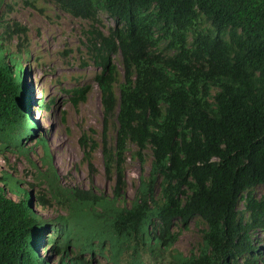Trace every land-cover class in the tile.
Instances as JSON below:
<instances>
[{"label": "trees", "instance_id": "trees-1", "mask_svg": "<svg viewBox=\"0 0 264 264\" xmlns=\"http://www.w3.org/2000/svg\"><path fill=\"white\" fill-rule=\"evenodd\" d=\"M48 1L74 18L96 23L104 12L114 20L106 34L90 33L103 121L116 127L114 148L104 133L101 150L116 185L111 198L62 187L38 136L49 167L38 175L49 196L32 202L22 182L0 176V264H50L42 252L59 256L57 264H257L254 242L264 234V193L254 192L264 188V0ZM3 28L0 153L24 154L35 122L23 94V51L18 43L10 51L4 40L26 30L9 21ZM118 55L122 74L112 63ZM81 91H74L75 105L85 100ZM79 143L90 161L86 150L95 144L85 136ZM129 144L140 160L144 150L152 155L130 207L119 205ZM54 202L66 216L44 220L37 209ZM191 221L205 226L198 253L168 251L177 239L172 224L187 228Z\"/></svg>", "mask_w": 264, "mask_h": 264}, {"label": "rangeland", "instance_id": "rangeland-1", "mask_svg": "<svg viewBox=\"0 0 264 264\" xmlns=\"http://www.w3.org/2000/svg\"><path fill=\"white\" fill-rule=\"evenodd\" d=\"M97 18L96 23L74 18L48 0H0V33L8 21L26 30L25 35L20 33L11 40L5 39L4 47L15 52L17 43L21 46L23 52L19 56L26 70L23 76L26 97L30 101L32 118L38 125L35 131L37 136L24 140L27 148L24 154L11 149L0 153V176L9 173L22 182L21 186L30 192L32 202L38 195L49 196L47 186L38 175V170H49L42 163L44 153L37 141L38 135L48 147L62 187L81 191L93 188L97 195L113 196L116 177L106 173L101 150L104 133L107 147L114 148L116 127L110 120L106 125L103 121L101 95L95 81L101 69L94 61V39L90 32L106 34L107 28L114 25V20L104 12H99ZM112 63L122 74L121 56L114 57ZM76 90H85V100H79L77 105L74 104L79 97V93L74 92ZM37 104L46 105L47 108H39L36 112ZM82 136L86 137L88 145L95 144L92 150H86L90 154V161L85 159L79 143ZM136 150L135 146L129 144L123 154L124 186L119 189L121 206H131L138 196L141 179L148 176L150 171L151 152L144 150V157L140 160L134 154ZM254 192L259 197L264 193V188L258 187ZM11 198L16 200L14 196ZM37 212L48 221L67 213L55 202L51 206L38 208ZM203 228L205 226L197 221H191L187 228L174 222L171 232L177 239L168 251L182 256L198 253ZM254 244L260 254L257 264H264V234L256 235ZM42 255L50 264H57L58 256L44 252ZM97 264L109 263L101 259Z\"/></svg>", "mask_w": 264, "mask_h": 264}, {"label": "clouds", "instance_id": "clouds-1", "mask_svg": "<svg viewBox=\"0 0 264 264\" xmlns=\"http://www.w3.org/2000/svg\"><path fill=\"white\" fill-rule=\"evenodd\" d=\"M26 73V70L24 71V74ZM24 76V75H23ZM23 94H25V97H26V95H27V93H26V87H25V85H24V89H23ZM26 99H27V110H28V113L30 114V116H31V118H32V115H31V113H30V108H29V106H30V101H28V98L26 97ZM38 104H40V102H38ZM38 104H37V107H36V109H35V111L37 112L38 110H39V108H40V110H42V104L41 105H39L38 106ZM33 119V118H32ZM34 120V122H35V124H33V125H31L30 126V130L34 133V135H28V136H26V138L24 139V140H26V139H29L30 137H32V136H34V137H36L37 135H36V133H35V131L37 130V122H36V120L35 119H33ZM38 136H40V135H38ZM39 139V138H38ZM24 140L22 141V143L25 145V143H24ZM38 141V140H37ZM59 257V256H58Z\"/></svg>", "mask_w": 264, "mask_h": 264}]
</instances>
